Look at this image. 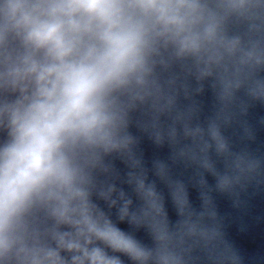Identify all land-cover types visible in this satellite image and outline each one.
Masks as SVG:
<instances>
[{
  "label": "clouds",
  "instance_id": "clouds-1",
  "mask_svg": "<svg viewBox=\"0 0 264 264\" xmlns=\"http://www.w3.org/2000/svg\"><path fill=\"white\" fill-rule=\"evenodd\" d=\"M0 264H264V0H0Z\"/></svg>",
  "mask_w": 264,
  "mask_h": 264
}]
</instances>
